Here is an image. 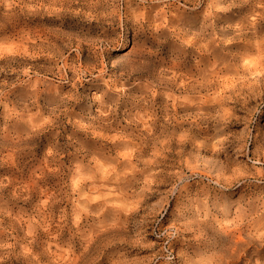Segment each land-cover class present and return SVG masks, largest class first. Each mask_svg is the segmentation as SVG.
I'll use <instances>...</instances> for the list:
<instances>
[{"label":"rangeland","instance_id":"obj_1","mask_svg":"<svg viewBox=\"0 0 264 264\" xmlns=\"http://www.w3.org/2000/svg\"><path fill=\"white\" fill-rule=\"evenodd\" d=\"M263 7L0 0V264H264Z\"/></svg>","mask_w":264,"mask_h":264},{"label":"bare ground","instance_id":"obj_2","mask_svg":"<svg viewBox=\"0 0 264 264\" xmlns=\"http://www.w3.org/2000/svg\"><path fill=\"white\" fill-rule=\"evenodd\" d=\"M214 1H215V0H214ZM260 1H262V0H259V2H260ZM58 4H59V3H58ZM260 8H261V7H260ZM263 9H264V7H263ZM259 11H260V9H259ZM259 11H258V13H256V16H257V14L259 15ZM263 11H264V10H263ZM209 14H211V13L209 12ZM260 14H261V13H260ZM256 18H257V17H256ZM261 23H262V22H261ZM256 27H257V26H256ZM248 30H250V29H248ZM257 32H258V31H257ZM255 35H257V34H255ZM257 37H258V35H257ZM205 39H206V38H205ZM208 39H209V38H208ZM190 41H191V40H190ZM194 41H195V40H194ZM257 41L259 42V40H257ZM205 42H206V41H205ZM258 42H257L256 44H253V45H254V46L256 45L257 47H260L259 44H258ZM207 50H208V49H207ZM229 50H230V49H229ZM247 51H248V50H247ZM57 52H58V51H57ZM229 52H230V51H229ZM243 52H244V51H243ZM249 52H250V51H249ZM260 52H263V51L260 49ZM232 53H233V52H232ZM207 54H208V53H207ZM259 55H263V54H259ZM257 56H258V55H257ZM263 56H264V55H263ZM61 57H62V56H61ZM251 57H252V56H251ZM253 57H254V56H253ZM259 58H260V57H259ZM259 58H258V60H259L260 62H262L263 59H259ZM263 58H264V57H263ZM66 59H67V58H66ZM64 60H65V59H64ZM65 61H67V60H65ZM65 61H64V62H65ZM213 61H214V60H213ZM252 62H253V63L250 64V65H251V68L257 67V64H258V63L256 62L255 57H254V60H252ZM243 63H244V62H243ZM263 63H264V62H263ZM238 64H239V63H238ZM245 64H246V62H245ZM199 65H200V64H199ZM245 66H246V65H245ZM51 69H52V68H51ZM64 71H65V70H64ZM243 71H244V70H243ZM243 71H242V73H243ZM106 72H107V71H106ZM216 72H218V71H216ZM75 73H76V72H75ZM79 73H80V72H79ZM179 73H180V72H179ZM179 73H178V74H179ZM214 73H215V72H214ZM183 74H184V73H183ZM215 74H216V73H215ZM230 74H231V72H230ZM77 75H78V74H77ZM213 75H214V74H213ZM228 75H229V74H228ZM228 75H226V76H227L226 78H228ZM171 76H172V75H171ZM220 76H221V75H220ZM223 76H224V75H223ZM240 76H241V75H240ZM61 77H62V76H61ZM65 77H66V76H65ZM97 77H98V76H97ZM176 77H177V76H176ZM173 78H174V77H173ZM187 78H188V77H187ZM209 78H210V77H209ZM223 78H224V77H223ZM241 78H242V77H241ZM261 78H262V77H261ZM45 79H46V78H45ZM63 79H64V78H63ZM193 79H194V77H193ZM175 80H176V79H175ZM182 80H183V79H182ZM195 80H196V79H195ZM191 81H192V80H191ZM199 81H200V80H199ZM206 81H207V80H206ZM206 81H205V82H206ZM209 81H210V80H209ZM209 81H207V82L209 83ZM217 81H218V80H217ZM171 82H172V81H171ZM212 82H213V81H212ZM248 82H249V81H248ZM257 82H258V81H257ZM172 83H173V82H172ZM222 83H224V82H222ZM235 83H237V82H235ZM250 83H251V82H250ZM74 84H75V83H74ZM198 84H199V83H197V85H198ZM248 84H249V83H248ZM261 84H262V83H261ZM220 85H221V84H220ZM75 86H76V85H75ZM206 86H207V85H206ZM233 86H235V85H233ZM255 86H256V85H255ZM177 87H178V86H177ZM189 87H190V86H189ZM197 87H199V86H197ZM210 87H211V86H210ZM180 88H181V87H180ZM201 88H202V87H201ZM218 88H219V87H218ZM205 89H206V88H205ZM215 89H216V88H215ZM219 90H220V89H219ZM224 90H225V89H224ZM224 90H223V91H224ZM213 91H214V90H213ZM226 91H227V90H226ZM252 92H253V91H252ZM200 93H201V92H200ZM210 93H211V92H210ZM214 93H215V92H214ZM220 93H221V92H220ZM239 93H240V92H239ZM35 94H36V93H35ZM225 94H226V93H225ZM226 95H227V94H226ZM220 97H221V96H220ZM73 98H74V97H73ZM77 98H78V97H77ZM215 98H216V97H215ZM70 100H71V99H70ZM220 103H221V101H220ZM216 106H217V105H216ZM196 112H197V111H196ZM206 116H207V115H206ZM96 118H97V117H96ZM172 118H173V117H172ZM101 121H102V120H101ZM141 121H142V120H141ZM170 122H171V120H170ZM99 123H100V122H99ZM146 123H147V122H146ZM40 124H41V123H40ZM101 124H102V123H101ZM136 124H137V123H136ZM140 125H141V124H140ZM174 125H175V124H174ZM98 126H99V125H98ZM41 128H42V127H41ZM148 128H149V127H148ZM207 129H208V128H207ZM34 130H36V129H34ZM161 131H162V130H161ZM142 134H143V133H142ZM30 135H32V134H30ZM138 135H139V134H138ZM153 135H154V134H153ZM163 135H164V134H163ZM107 136H108V135H107ZM105 137H106V136H105ZM115 137H116V136H115ZM138 137H139V136H138ZM18 138H19V137H18ZM29 138H30V137H29ZM95 138H96V137H95ZM111 139H112V138H111ZM148 139H149V138H148ZM13 140H14V138H13ZM116 140H117V139H116ZM144 140H145V139H144ZM164 140H165V139H164ZM14 141H15V140H14ZM111 141H112V140H111ZM114 141H115V140H114ZM166 141H167V140H166ZM17 144H18V143H17ZM169 144H170V143H169ZM163 145H164V144H163ZM166 145H167V144H166ZM165 147H166V146H165ZM168 147H169V146H168ZM100 148H101V147H100ZM142 148H143V146H142ZM142 148H141V149H142ZM141 149H140V150H141ZM155 149H157V148H155ZM155 149H153V150H155ZM136 150H137V149H136ZM141 151H142V150H141ZM157 151H159V150H157ZM14 152H15V151H14ZM132 152H133V151H132ZM10 153H11V152H10ZM87 153H88V152H87ZM116 153H117V152H116ZM128 153H129V152H128ZM48 154H49V153H48ZM50 154H51V153H50ZM52 154H53V153H52ZM142 154H143V153H142ZM104 155H105V154H104ZM13 156H14V155H12V157H13ZM47 156H48V155H47ZM9 157H10V156H9ZM106 157H107V155H106ZM121 157H122V156H121ZM54 158H55V157H54ZM91 158H92V157H91ZM150 158H151V157H150ZM56 159H57V158H56ZM102 159H103V158H102ZM105 159H106V158H105ZM105 159H104V160H105ZM48 160H49V159H48ZM97 160H98V159H97ZM153 160H154V159H153ZM11 161H12V160H11ZM106 161H107V160H106ZM13 162H14V161H13ZM13 162H12V163H13ZM16 162H17V161H16ZM47 162H48V161H47ZM51 162H52V161H51ZM80 162H81V161H80ZM53 163H54V162H53ZM53 163H51V164H53ZM103 163H104V162H103ZM13 164H14V163H13ZM46 164H47V163H46ZM55 164H56V163H55ZM74 164H75V163H74ZM95 164H96V163H95ZM38 165H39V164H38ZM61 165H62V164H60V166H61ZM113 165H114V164H113ZM41 166H42V165H41ZM52 166H53V165H52ZM60 166H59V167H60ZM64 166H65V165H64ZM39 167H40V166H39ZM193 167H194V166H193ZM196 167H197V166H196ZM214 167H215V166H214ZM41 168H42V167H41ZM41 168H40V169H41ZM78 168H79V167H78ZM51 169H52V167H51ZM57 169H58V167H57ZM57 169H56V170H57ZM194 169H195V168H194ZM197 169H199V168H197ZM209 169H210V168H208V170H209ZM52 170H54V169H52ZM104 170H105V169H104ZM109 170H110V169H109ZM210 170H211V169H210ZM33 171H34V170H33ZM48 171H49V170H48ZM50 171H51V170H50ZM106 171H108V169H107ZM106 171H105V172H106ZM112 171H113V170H112ZM112 171L110 170L109 172L111 173ZM200 171H201V170H200ZM202 171H203V170H202ZM206 171H207V170H206ZM35 172H36V171H35ZM192 172H193V171H192ZM210 172H211V171H210ZM48 173H49V172H48ZM79 173H80V172H79ZM107 173H108V172H107ZM199 173H200V172H199ZM203 173H204V172H203ZM36 174H37V172H36ZM45 175H46V173H45ZM45 175H44V176H45ZM103 175H104V174H103ZM205 175H206V174H205ZM212 175H213V174H212ZM36 176H37V175H36ZM37 177H38V176H37ZM105 177H106V176H105ZM32 178H33V177H32ZM243 178H244V177H243ZM38 179H39V178H38ZM38 179H37V180H38ZM83 179H84V178H83ZM213 179H214V178H213ZM30 180H31V179H30ZM35 180H36V179H35ZM88 180H89V179H88ZM31 181H32V180H31ZM103 181H104V179H103ZM38 183H39V182H38ZM99 183H100V182H99ZM217 183H218V182H217ZM220 183H221V182H220ZM218 184H219V183H218ZM100 185H101V184H100ZM28 186H29V185H28ZM32 186H33V185H32ZM36 186H37V185H36ZM224 186H225V185H224ZM95 187H96V185H95ZM97 187H98V186H97ZM27 188H28V187H27ZM31 188H32V187H31ZM35 188H36V187H35ZM91 188H92V187H91ZM33 189H34V188H33ZM39 189H40V188H39ZM27 190H28V189H27ZM29 190H30V189H29ZM31 190H32V189H31ZM36 190H38V189H36ZM94 190H95V189H94ZM34 191H35V190H34ZM35 192H36V191H35ZM43 193H44V191H43ZM122 193L124 194V192H122ZM125 193H127V192L125 191ZM28 195H29V194H28ZM28 195H27V196H28ZM41 195H42V194H41ZM50 195H51V194H50ZM51 197H53V196H51ZM44 200H45V201H47V200H52V198H51V199H47V200L44 199ZM53 200H54V199H53ZM55 200H56V199H55ZM45 203H46V202H45ZM41 204H42V203H41ZM43 204H44V203H43ZM51 204L54 205L53 202H52ZM46 205H47V204H46ZM41 206H43V205H41ZM38 208H39V207H38ZM37 210H38V209H37ZM39 210H40V209H39ZM33 211H34V210H33ZM41 211H42V210H40V212H41ZM48 211H49V210H48ZM44 212H45V211H44ZM52 212H53V211H52ZM52 214H53V213H52ZM40 215H41V214H40ZM43 215H44V214H43ZM45 215H46V213H45ZM39 217H41V216H39ZM45 217H46V216H45ZM34 218H35V217H34ZM46 218H47V217H46ZM46 218H45V219H46ZM206 218H207V217H206ZM11 219H12V218H11ZM38 219H39V218H38ZM38 219H37V220H38ZM45 219H44V220H45ZM19 220H20V219H19ZM38 221H40V220H38ZM46 221H47V220H46ZM44 222H45V221H44ZM21 223H22V222H21ZM46 223H48V222H46ZM11 224H12V223H11ZM21 225H22V224H21ZM11 226H12V225H11ZM22 226H23V225H22ZM49 228H50V227H49ZM50 229H51V228H50ZM52 229H53V228H52ZM206 230H208V228H206ZM26 232H27V231H26ZM36 232H37V231H36ZM27 234H28V233H27ZM34 234H35V233H34ZM34 234H33V235H34ZM36 234H37V233H36ZM30 235H31V233H30ZM51 236H52V235H51ZM25 237H27V236H25ZM55 237H58V236H55ZM242 238H243V236H242ZM31 240H32V239H31ZM31 240H30V241H31ZM50 240H51V239H50ZM54 240H56V239H54ZM39 241H40V240H39ZM42 241H43V240H42ZM56 242H57V241H56ZM58 243H59V242H58ZM42 244H43V243H42ZM86 244H87V243H86ZM53 245H54V244H53ZM263 245H264V244H263ZM38 246H39V245H38ZM41 246H42V245H41ZM57 246H58V245H57ZM46 247H47V246H46ZM25 249H26V248H25ZM36 249H37V248H36ZM43 249H44V248H43ZM50 249H51V248H50ZM84 249H85V248H84ZM41 250H42V249H41ZM51 250H52V249H51ZM65 250H66V249H65ZM38 251H39V249H38ZM43 251H45V250H43ZM54 251L56 252L57 250H54ZM54 251H52V252H54ZM60 252H61V251H60ZM73 252H74V251H73ZM40 253H41V252H40ZM42 253H43V252H42ZM57 253H58V252H57ZM62 253H63V252H62ZM65 253H66V252H65ZM74 253H75V252H74ZM55 254H56V253H55ZM75 254H76V253H75ZM22 255H23V254H22ZM47 255H48V254H47ZM58 255H59V254H58ZM26 256H27V255H26ZM38 256H40V255H38ZM62 256H63V255H62ZM62 256H61V257H62ZM55 257H56V256H55ZM68 257H69V256H68ZM68 257H66L67 260L70 258V257H69V258H68ZM59 258H60V257H59ZM73 258H74V257H73ZM50 259H51L50 261H52V258H50ZM61 259H62V258H61ZM76 259H77V257H76ZM78 259H79V258H78ZM48 260H49V257H48ZM64 260H65V259H64ZM67 260H66V261H67ZM71 260H72V259H71ZM53 261H54V260H53ZM57 261H58V260H57ZM66 261H65V262H66ZM113 261H114V260H113ZM55 262H56V261H55ZM70 262H71V261H70ZM70 262H69V263H70ZM28 263H29V262H28ZM35 263H36V262H35ZM40 263H41V262H40ZM49 263H50V262H49ZM49 263H48V264H49ZM53 264H54V263H53ZM65 264H66V263H65ZM67 264H68V263H67ZM72 264H73V263H72ZM113 264H114V263H113ZM237 264H238V263H237Z\"/></svg>","mask_w":264,"mask_h":264}]
</instances>
